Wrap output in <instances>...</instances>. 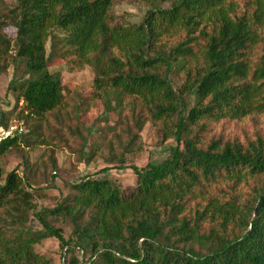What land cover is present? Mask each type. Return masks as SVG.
I'll return each mask as SVG.
<instances>
[{"label":"trees","instance_id":"1","mask_svg":"<svg viewBox=\"0 0 264 264\" xmlns=\"http://www.w3.org/2000/svg\"><path fill=\"white\" fill-rule=\"evenodd\" d=\"M113 1L16 0L0 9V76L25 66L9 82L24 131L3 141L0 154L38 141L40 120L67 125L58 140L83 156L90 132L67 106L61 73L51 68L58 63L88 66L105 110L133 122L136 134L124 124V151L147 121L174 144L161 161L127 166L136 175L130 191L85 174L40 209L41 189L9 170L0 182V264H51L35 250L48 237L63 250L62 264H264V139L205 136L215 123L264 114V0H145L149 8L133 23L110 21ZM12 112L1 111V122ZM124 155L111 157L117 167ZM30 213L40 228L28 225ZM60 217L71 224L68 237L50 219Z\"/></svg>","mask_w":264,"mask_h":264},{"label":"rangeland","instance_id":"2","mask_svg":"<svg viewBox=\"0 0 264 264\" xmlns=\"http://www.w3.org/2000/svg\"><path fill=\"white\" fill-rule=\"evenodd\" d=\"M16 0H0V9L13 6ZM168 6L169 2H165ZM145 0H114L110 9V21L112 23H133L142 19L149 8ZM5 31L14 35V27L6 26ZM56 32H59L58 30ZM47 42V46H48ZM57 62H60L58 60ZM59 70L65 84L67 106L74 104L77 107L72 114L75 120L81 121L89 129L88 143L83 156L73 148L72 141L64 143L58 140L62 131L67 132V125L58 129L57 124L50 123L48 126L34 118L39 125V140L30 145L18 144L10 147L6 152L0 154V182L4 181L6 173L15 168L19 174L26 176L28 183L33 188H40L41 191L34 199L35 208L54 206L59 198L66 193L67 184L75 181L85 174L96 175L97 177L108 176L117 181L124 191H130L136 183V175L129 164L142 166L149 161L158 162L165 158L174 144L173 138H163L160 125L147 121L139 135H136L129 152L124 151V145L129 139L124 124H129L133 134L137 130L129 119L119 121V111L112 109L106 111L104 103L93 90V73L88 66H83L75 71H69L67 67L58 63L51 67ZM25 66L23 63L17 66H10L6 73L0 76V112L12 110L9 120H17L19 115L24 116L25 111L21 102L15 105V94L9 87L12 78H22ZM173 84L178 88L182 83V73L171 74ZM123 113V112H122ZM126 111H124V114ZM26 118V117H25ZM34 124L29 122L28 129ZM257 135L264 139V114L246 116L238 121H231L228 124L215 123L211 130L205 133L206 140L211 137L221 136L223 140L238 137L240 141L253 140ZM29 140H32L31 138ZM93 154L89 159V151ZM124 152L126 165L117 167L121 162L113 155ZM54 161V164H53ZM114 164V165H113ZM108 167L106 171L102 168ZM102 171H99V170ZM55 226L61 227L65 237L72 232L71 224L63 218H50ZM28 225L32 228H40L41 225L30 213ZM35 250L47 258L51 264H62L63 250L59 247L54 237L42 239L36 244Z\"/></svg>","mask_w":264,"mask_h":264},{"label":"built area","instance_id":"3","mask_svg":"<svg viewBox=\"0 0 264 264\" xmlns=\"http://www.w3.org/2000/svg\"><path fill=\"white\" fill-rule=\"evenodd\" d=\"M2 116L0 113V144L24 131V125L18 120H8L7 123L1 122Z\"/></svg>","mask_w":264,"mask_h":264}]
</instances>
